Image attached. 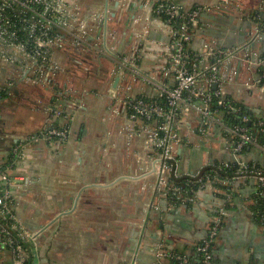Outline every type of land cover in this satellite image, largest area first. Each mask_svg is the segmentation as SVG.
Returning <instances> with one entry per match:
<instances>
[{
  "label": "crops",
  "instance_id": "1",
  "mask_svg": "<svg viewBox=\"0 0 264 264\" xmlns=\"http://www.w3.org/2000/svg\"><path fill=\"white\" fill-rule=\"evenodd\" d=\"M73 1L85 39L56 52L61 72L53 87L27 85L16 71L0 67V87L14 86L0 98V107L17 98L19 109L11 119L21 117L27 127L0 130V163L15 182L16 214L27 229H41L36 264H163L159 247L194 256L221 207L223 222L213 247L219 264H264V224L251 213L250 188L234 189L232 202L201 190L193 203L169 204L158 190L157 153L137 131L139 121H131L121 108L126 95L152 98L157 91L117 56L134 52L141 72L171 81L168 27L153 14L152 3ZM175 1L185 9L212 7L198 18L191 51L199 53L208 44L264 56V0H232L221 7H216L219 0ZM228 66L234 67V77L224 83L225 94L261 114L264 93L256 80L264 66L239 61ZM56 104L65 117L51 118L50 107ZM182 117L178 172L195 173L215 160L234 161L218 125L201 134L192 110ZM52 126L66 135L48 137L45 131ZM17 141L25 142L24 155L12 162L10 149ZM241 157L252 161L261 155L247 148ZM0 264H14L1 246Z\"/></svg>",
  "mask_w": 264,
  "mask_h": 264
},
{
  "label": "built area",
  "instance_id": "2",
  "mask_svg": "<svg viewBox=\"0 0 264 264\" xmlns=\"http://www.w3.org/2000/svg\"><path fill=\"white\" fill-rule=\"evenodd\" d=\"M149 1L153 14L168 27L171 81L162 82L141 72L134 52L119 55L117 60L157 91L152 98L126 95L121 108L131 121H139L137 131L145 133L148 147L157 153L155 172L159 193L169 204L172 199L190 204L201 190H211L224 194L228 202L234 189L246 185L251 190V213L264 224V110L254 121L255 132L242 124L250 121L246 114L239 117L241 124L233 125L225 123L221 114L224 111L234 114L244 106L224 92V83L234 77V67L228 65L239 61L260 67L264 66V56L242 47L221 50L208 44L199 53L193 52L188 45L194 27L200 14L212 7L197 5L185 9L175 0ZM230 2L219 0L216 7ZM78 14L73 0H0V67L16 71L27 85L53 87L61 72L56 52L68 44L79 45L85 39L86 32ZM256 83L264 93V72L259 71ZM13 88L11 84L0 87V98ZM59 93L63 95V90ZM214 105L224 111H217ZM189 110L198 117L197 132L205 134L213 125L219 126L235 156L233 162L215 160L195 173L177 171L176 145L185 123L182 114ZM49 111L51 118L66 116L58 104L51 105ZM45 133L48 137L62 138L66 130L52 126ZM24 145L21 141L12 145V162L24 155ZM247 148L257 149L261 158L244 160L241 155ZM179 177L183 179L177 181ZM14 187L13 177L0 163V246L11 253L14 264H26L28 259L36 264L41 229H27L16 214ZM223 211L221 207L212 219L206 237L195 246L194 256L159 247L157 255L163 264H219L213 247L223 222Z\"/></svg>",
  "mask_w": 264,
  "mask_h": 264
},
{
  "label": "trees",
  "instance_id": "3",
  "mask_svg": "<svg viewBox=\"0 0 264 264\" xmlns=\"http://www.w3.org/2000/svg\"><path fill=\"white\" fill-rule=\"evenodd\" d=\"M260 72H264V67H261ZM2 96H5V94H2ZM214 108H216L217 111H224V109L221 108L220 106L214 105ZM221 114H222V119L225 121V123H227L229 125L241 124V121H240L239 117L241 116V114H246L247 116L250 117V121H246V122H244L242 124H244L250 130H253L254 132L257 129V127H255V125H254V121H257L259 116L257 115V113H255L252 110L246 108L245 106H241L240 111H238V112H236L234 114L225 113V111L222 112ZM208 168H209V166L206 167V169H208ZM176 179H177V181H180L181 179H183V177H179V178H176ZM170 201H171L172 205L187 204V203L182 202L180 199H172ZM26 264H31V259H28L26 261Z\"/></svg>",
  "mask_w": 264,
  "mask_h": 264
},
{
  "label": "rangeland",
  "instance_id": "4",
  "mask_svg": "<svg viewBox=\"0 0 264 264\" xmlns=\"http://www.w3.org/2000/svg\"><path fill=\"white\" fill-rule=\"evenodd\" d=\"M32 90V88L30 89ZM29 90V91H30ZM17 98H9L5 102L1 103V113L2 119L0 120V130H10L12 132H24L26 130V125L24 119L21 117H17L15 119H11V115L13 111H17L19 109V105H17ZM26 102V101H25ZM24 103V102H23ZM30 105V104H29ZM3 110H6L5 115L3 114Z\"/></svg>",
  "mask_w": 264,
  "mask_h": 264
}]
</instances>
